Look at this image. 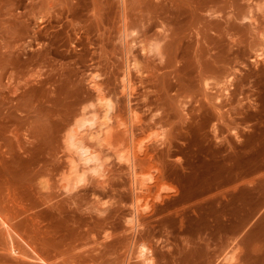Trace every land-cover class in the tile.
Listing matches in <instances>:
<instances>
[{
	"label": "rangeland",
	"instance_id": "obj_1",
	"mask_svg": "<svg viewBox=\"0 0 264 264\" xmlns=\"http://www.w3.org/2000/svg\"><path fill=\"white\" fill-rule=\"evenodd\" d=\"M229 1L0 0V102H21L0 118V214L49 264H264V0ZM98 96L113 147L65 194L64 133ZM114 148L152 173L140 191ZM31 254L0 225V264H44Z\"/></svg>",
	"mask_w": 264,
	"mask_h": 264
},
{
	"label": "bare ground",
	"instance_id": "obj_2",
	"mask_svg": "<svg viewBox=\"0 0 264 264\" xmlns=\"http://www.w3.org/2000/svg\"><path fill=\"white\" fill-rule=\"evenodd\" d=\"M225 2H230L229 0H224ZM232 1V0H231ZM123 2V1H122ZM259 2V1H258ZM257 5V4H256ZM261 6H262V4H261ZM259 8H260V6H259ZM161 11H163L162 9L160 10V11H158L157 10V12H159V13H161ZM218 11L219 10H213L211 13H210V15H217L216 13H218ZM123 12V11H122ZM122 16V15H121ZM230 17H232V18H236L237 17V15L236 14H234L233 13V15L232 16H229L228 18H225V20H226V22H230ZM251 16L250 15H242V17H241V20H246L247 21V19H252V17L250 18ZM123 20H122V22H123V24H122V26L120 27V34H121V39H122V44H124V43H126V41H128V39L126 40V38H127V36L129 37V33H131V32H128L127 30L128 29H125V28H127V27H125V24L126 23H124V19H126V17H124V14H123V18H122ZM208 28H210L211 29V27L209 26ZM231 24L230 25H228V26H225V27H221V28H217L216 27V30H218L220 33H223V34H226V35H232V30H231ZM127 32H126V31ZM211 30H213V29H211ZM231 30V31H230ZM165 31V30H164ZM170 32H172V33H174L175 31L174 30H170ZM195 33L196 34H198V33H204V31L203 30H201V29H198V28H196V31H195ZM128 34V35H127ZM120 39V38H119ZM129 43L131 42V41H128ZM128 44V43H127ZM123 48H124V46L123 45H121ZM127 47V46H126ZM130 47V46H129ZM143 48H145L144 46H143ZM142 48V49H143ZM128 49V52L130 51L129 50V48H127ZM124 51H126V49H124ZM124 51H123V53H124ZM148 51H158V53H160L159 52V45H158V42L157 41H154V42H152L149 46H148ZM127 54V53H126ZM129 54V53H128ZM127 54V55H128ZM124 56H125V53H124ZM127 57V56H126ZM128 59H129V57H128ZM131 64V63H130ZM133 64H134V62H133ZM128 66V67H127ZM133 66V65H132ZM135 66V65H134ZM125 67V66H124ZM127 68H129V65H126V71H125V73H124V71L122 72V73H124L123 74V76H122V74H121V78H122V80L120 81V82H122V81H124V82H122V83H120L121 85H122V89L123 88H126V81H128L129 80V76L130 75H128V70H127ZM131 68H129V70H130ZM93 76L94 75H92L91 76V78L90 79H93ZM127 77H128V80H127ZM92 81V80H91ZM90 81V82H91ZM129 83V81L127 82V84ZM127 87H131V86H128L127 85ZM132 88V87H131ZM121 89V90H122ZM127 89V88H126ZM125 89V90H126ZM129 89V88H128ZM127 89V90H128ZM119 91H120V89H119ZM131 90H129L128 92H130ZM227 91V90H226ZM120 92H122V91H120ZM125 92V91H124ZM124 92H122V94L124 93ZM126 93V92H125ZM124 93V94H125ZM128 94V93H127ZM129 95H130V93H129ZM125 96H127V95H125ZM128 97V96H127ZM128 100H129V98H127ZM12 100V99H11ZM10 99H8L7 101H3V102H0V118L3 120V122H4V124H10V125H13V124H17V118L18 117H16L15 115H14V113H13V108H15V109H17L19 106H20V104H21V102L20 101H16L15 103H13L12 101H11ZM127 102V101H126ZM129 103V102H128ZM96 104H98L100 107H102V111H103V113L101 114V115H99L98 114V111L95 109H93V107L95 106L94 105V103L93 102H90L89 104H88V106H93L92 108H91V110L92 111H90V112H87V111H84L85 109L87 110L88 108H86L85 106H82V111H81V114H80V117L79 118H76L74 121H75V123H74V125L72 126V127H68L67 128V132H66V134L64 133V136H63V141H64V144H65V149L68 151V153L70 154V152L71 153H73V155L70 157V155L68 154L67 156H69V158H67L68 160V162H67V167L64 169V170H62V172L59 174V176H58V178H57V184H56V186L57 187H59L60 189H61V191H64V193L65 194H70V193H75V192H77L82 186H84L85 185V183H86V180H87V175H88V173H91L92 175H100V174H102L101 173V171H102V167H103V164H104V158L102 157V152L100 153V150L102 151L103 149V145L105 144H107L108 143V138H107V134H108V128H107V126H108V123H107V121H108V110H109V107H110V103H109V101L108 100H106V99H103L101 96H98L97 97V101H96ZM129 106H131V105H129ZM127 107V106H126ZM132 107V106H131ZM131 107L129 108V109H131ZM5 108V111H2L3 109ZM11 108H12V110H11ZM131 111V113H132V111L133 110H129L128 112H130ZM85 112V113H84ZM127 112V113H128ZM132 115V114H131ZM16 117V118H15ZM133 117V115L131 116V118ZM129 118H130V115H129ZM128 118V119H129ZM129 122H131V121H129ZM129 122H128V125H130V124H132V123H130L129 124ZM132 122H134V120L132 119ZM131 126V125H130ZM129 128V127H128ZM153 131V130H152ZM155 132V131H154ZM149 134V132L147 133V135ZM151 134H153V132H151ZM151 136H153V135H151ZM150 136V137H151ZM145 137H146V135H145ZM147 138H148V136H147ZM147 138H146V140H147ZM143 139H144V137H143ZM150 139V138H149ZM131 143H133V139H132V137H131ZM142 140V139H141ZM140 141H138L136 144H138ZM142 142V141H141ZM145 142V141H144ZM144 142H142V143H144ZM108 144H110V142L108 143ZM133 144H135V142L133 143ZM140 144V143H139ZM139 144H138V149H139V147H140V149H141V145H143V144H141L140 146H139ZM111 145V144H110ZM107 146V145H106ZM105 146V147H106ZM109 146V145H108ZM112 147H113V145H111ZM111 146H110V148H111ZM137 146V145H136ZM136 146L134 145V147L133 148H135L136 149ZM129 147H130V145H129ZM101 148V149H100ZM107 148H109V147H107ZM105 149V148H104ZM127 149V148H126ZM137 149V150H138ZM70 151V152H69ZM135 151V150H134ZM132 153V152H131ZM130 152H129V149L126 151L125 150V148H114V150H113V155L115 156V158L117 159V160H119V161H123L124 163H127V166L130 168H128L130 171H128V173H130L129 175H130V177H131V183H130V185H132L131 187V189L133 190V192H135L137 189H139V191H140V189H141V187H143V186H141V185H143V183L145 184V181L147 182V180H150L149 178L150 177H153V176H151V174L152 173H150V175H149V173L148 174H143V172H140V174H138V173H136V170H135V165H134V155H130L131 154ZM134 153V152H133ZM126 166V167H127ZM150 171V170H149ZM152 171V170H151ZM138 172V171H137ZM144 172H147V171H144ZM153 172V171H152ZM142 173V174H141ZM150 176V177H149ZM147 179V180H146ZM152 180V179H151ZM149 182V181H148ZM160 184V183H159ZM164 184V183H163ZM167 184V183H166ZM139 186H140V188H139ZM157 189H155V191H156ZM163 190H167L168 192H173V191H175L176 190V188L174 187V186H172V185H162L161 187H160V191H158V193H157V195H156V199L155 200H160L162 197L160 196V192L162 191L163 192ZM137 192H138V190H137ZM140 193V192H139ZM139 193H137V194H139ZM165 193V192H164ZM161 195H162V193H161ZM135 196H136V194H135ZM144 196V195H143ZM143 196L142 197H138V196H136V197H138V199L140 198V201L143 199ZM159 196H160V199H158L159 198ZM145 197V196H144ZM153 197V198H154ZM133 198H134V196H133ZM134 199H136V198H134ZM138 199H136L135 201L134 200H132L131 199V205H132V207H131V205H130V212H131V210H132V215H131V217H130V215L128 216L129 217V222H130V224H126L127 225V229L128 230H130L131 231V229L133 228L134 229V226L136 227L135 229L137 230V227L138 226H136V225H138V223H136V225H134L133 223H134V221H135V219H136V221L137 222H139V219L138 218H136V217H138L139 215V213H138V211H140V209L141 208H143V210L144 209H146L145 208V206H143L142 205V207H141V205H139V203H140V201L138 200ZM134 201V202H133ZM139 201V202H138ZM147 201V200H146ZM143 202V201H142ZM133 203V204H132ZM146 203V207H147V202H145ZM142 204V203H141ZM141 207V208H140ZM140 208V209H139ZM141 211H142V209H141ZM140 211V212H141ZM129 212V213H130ZM127 218V217H126ZM125 218V219H126ZM126 223H129V222H127V221H125ZM0 225L1 226H3L4 228H5V230L8 232V235H9V238H10V240H11V242H13V236L14 235H16V236H18L29 248H30V251H31V253H33L34 254V257L33 258H36L37 260H39V261H41V262H43L44 264H47L48 262L34 249V247L32 246V245H29V243L25 240V239H23L15 230H13V228H12V226H11V224L4 218V216L3 215H1L0 214ZM128 226L130 227H132V228H128ZM133 232H134V230H132ZM134 234V233H133ZM133 243V242H132ZM13 244V243H12ZM134 244V243H133ZM132 244V245H133ZM132 245H130L131 246V248L133 247ZM129 247V246H128ZM17 248L13 245V246H11V249H10V251H11V253H16L17 252ZM136 250H138L137 251V254H138V256L140 257H142V259L144 258V260L146 259L145 258V255H146V251H147V247H146V245L145 244H139V246H138V249H136ZM128 251V250H127ZM133 251V250H132ZM129 252H130V250H129ZM135 252V251H134ZM20 253V252H19ZM131 253V252H130ZM133 253V252H132ZM136 253V252H135ZM30 254V253H29ZM33 254H31V255H33ZM134 254V253H133ZM132 254V255H133ZM30 255V256H31ZM128 255H129V253H128ZM127 255V256H128ZM135 256H137L136 254H134ZM133 255V256H134ZM29 256V257H30ZM130 256V255H129ZM128 256V258H130ZM226 256V259L227 260H231L232 259V257H233V253L231 252H229L228 253V255L226 254L225 255ZM32 257V256H31ZM140 257V258H141ZM128 258H126V259H128ZM225 258V257H224ZM32 259V258H31ZM36 259H33V260H36ZM225 259V260H226ZM226 260V261H227ZM228 261V262H229ZM125 262H127V261H125ZM49 264V263H48Z\"/></svg>",
	"mask_w": 264,
	"mask_h": 264
}]
</instances>
